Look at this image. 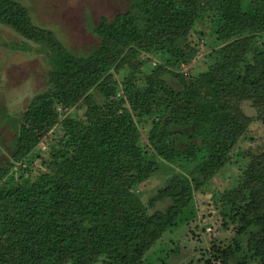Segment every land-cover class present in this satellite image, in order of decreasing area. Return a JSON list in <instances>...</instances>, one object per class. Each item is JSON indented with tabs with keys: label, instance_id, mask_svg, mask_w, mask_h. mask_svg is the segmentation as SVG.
Returning <instances> with one entry per match:
<instances>
[{
	"label": "trees",
	"instance_id": "1",
	"mask_svg": "<svg viewBox=\"0 0 264 264\" xmlns=\"http://www.w3.org/2000/svg\"><path fill=\"white\" fill-rule=\"evenodd\" d=\"M132 8L138 14L129 10L112 20L101 17L92 28L100 37L99 48L77 57L51 30L34 25L25 7L0 0V23L44 43L53 54L49 86L34 95L22 113L9 165L24 159L55 128L63 131L56 145H48L53 177L0 187V264H89L96 256L105 264H138L190 200L187 186H174L164 193L172 199L165 212L129 213L125 200L130 192L124 189L158 169L141 143L138 123L151 119L147 142L154 155L168 161L194 157V149L189 154L179 151L169 137L173 124L191 125L189 138L200 150V169L211 174L225 161L218 146L232 134L227 121L239 112L240 100L252 98L264 112V0H248L246 10L242 0H135ZM203 13L216 19L218 37L233 40L196 78L194 91H174L155 71L131 74L123 87L131 109L122 101L117 106L111 100L112 86L125 59L151 53L160 59L161 71L191 59L195 50L187 41L188 32ZM197 87L206 89L204 101H195ZM92 88L108 102L93 103L87 94ZM81 98L86 120L59 118L58 110ZM64 146L70 156L63 154ZM8 167L0 166V180ZM258 169L246 176L256 182L249 198L234 208L238 234L256 226L249 245L264 262V162ZM117 182L120 187L114 186Z\"/></svg>",
	"mask_w": 264,
	"mask_h": 264
},
{
	"label": "rangeland",
	"instance_id": "2",
	"mask_svg": "<svg viewBox=\"0 0 264 264\" xmlns=\"http://www.w3.org/2000/svg\"><path fill=\"white\" fill-rule=\"evenodd\" d=\"M14 1L27 9L34 25L51 30L63 47L77 57L88 56L99 48L100 37L92 28L101 17L112 20L116 14L129 10L138 14L132 8L135 0ZM242 7L247 9L248 0H242ZM197 20L188 32L187 41L195 50L191 59L161 71L160 59L151 53L141 52L138 57H128L118 72L114 71L116 84L112 86L115 90L111 100L117 106L122 101L124 107L131 109L125 102L126 92L123 91L125 78L131 74L157 72L158 78L176 92L191 88L196 78L215 64L217 55L221 56L218 50L233 40V37L217 36L216 19L210 14L203 13ZM140 27H143V21H140ZM260 36V41H264V32ZM52 58L53 54L44 43L26 39L10 25L0 23V166H9L0 180L2 188L44 180L47 174L54 176L49 167L51 156L48 145H56V140L63 134L60 127L55 128L53 135L50 133L24 159L9 165L22 113L33 96L49 86ZM190 90L194 91V88ZM197 90L195 101L199 97L204 101L206 89L199 90L197 87ZM87 94L97 105L108 102L95 88ZM236 107L239 112H234L232 119L227 121L232 134L224 137L218 146L225 161L211 174L200 169V150L194 148L197 146L195 139L189 138L191 125L173 124L169 137L179 151L189 154L194 149V157L186 159L183 156L168 161L154 155L147 142L151 119L138 123L141 143L147 154L157 161L158 169L145 180L124 189L130 192L125 200V204L130 206L129 213L165 212L172 205V199L164 194L170 187L181 189L187 186L190 194L188 204L138 264H264L249 245L256 226L238 234L237 208H234L249 198V192L256 184L251 182L255 179L246 178L247 174L260 172L259 163L264 162V112L252 98L240 100ZM85 110L86 104L81 98L74 105L58 110V114L59 118L86 120ZM224 116L221 114L219 118L224 121ZM221 147L225 150L221 151ZM63 154L70 156V149L64 146ZM114 186L120 187V184L117 182ZM240 188L242 191L237 194ZM102 258L96 256V260L89 264H105ZM63 264H71V261Z\"/></svg>",
	"mask_w": 264,
	"mask_h": 264
}]
</instances>
